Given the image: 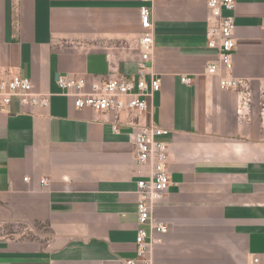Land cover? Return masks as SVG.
Listing matches in <instances>:
<instances>
[{"label":"crops","instance_id":"crops-1","mask_svg":"<svg viewBox=\"0 0 264 264\" xmlns=\"http://www.w3.org/2000/svg\"><path fill=\"white\" fill-rule=\"evenodd\" d=\"M209 0H153L152 71L162 81L143 123L170 131V184L153 215L154 264H264V0H236L233 73H205ZM142 0H0V76L31 79L46 107L0 110V264H126L136 256L134 129L78 109L59 75L131 78ZM184 75L192 84L181 81ZM48 185H42V179Z\"/></svg>","mask_w":264,"mask_h":264},{"label":"built area","instance_id":"built-area-1","mask_svg":"<svg viewBox=\"0 0 264 264\" xmlns=\"http://www.w3.org/2000/svg\"><path fill=\"white\" fill-rule=\"evenodd\" d=\"M153 0H142L139 8L143 30L139 39L141 59L137 75L131 78H108L89 83L85 77L59 75L57 84L64 95L74 98L78 109L111 112L116 117L113 130L119 129L122 116L126 125L134 129L133 143L137 162L150 167L148 174L137 181L138 229L136 256L126 264H154L152 250L157 239L154 233H166L168 226L153 215L154 206L162 199L170 184L168 171L169 144L166 138L170 131L155 122L143 123L150 108V100L160 91L162 81L151 69L153 49ZM212 24L207 30V46L217 51L216 58L206 65L205 73L216 76L223 90L242 92L244 81L234 73L233 53L236 49L235 18L236 0H209ZM181 81L192 84L188 75ZM50 94L36 91L30 78L17 73L0 76V110L6 109L14 98L24 105L43 106L50 104ZM48 179L41 180L48 185ZM261 264L260 256L252 259Z\"/></svg>","mask_w":264,"mask_h":264}]
</instances>
